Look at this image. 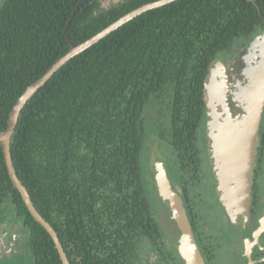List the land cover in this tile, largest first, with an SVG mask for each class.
<instances>
[{"label": "trees", "instance_id": "trees-1", "mask_svg": "<svg viewBox=\"0 0 264 264\" xmlns=\"http://www.w3.org/2000/svg\"><path fill=\"white\" fill-rule=\"evenodd\" d=\"M151 1L117 0L103 9L102 0H1L0 130L21 93L70 45ZM263 30L264 0H174L71 57L26 101L10 138L12 166L70 264H135L152 248L160 256L149 264L181 259L175 241L165 243L168 207L151 164L142 162L145 110L151 102L168 106L167 131L157 135L176 155L172 173L189 197L185 177L200 171L210 64ZM6 202L0 219L20 220L32 264H62L13 187L0 146V205Z\"/></svg>", "mask_w": 264, "mask_h": 264}, {"label": "rangeland", "instance_id": "rangeland-1", "mask_svg": "<svg viewBox=\"0 0 264 264\" xmlns=\"http://www.w3.org/2000/svg\"><path fill=\"white\" fill-rule=\"evenodd\" d=\"M115 2H117V0H102L101 7L106 9ZM262 71H264V30L258 32L252 37L250 36L248 38L246 37L237 40L229 50L219 53L217 58L210 64L204 86L205 119L203 118L201 126L204 128L203 134L208 140V155L211 163H221V158L217 150V142L215 141V133L218 135V141H220V134L223 136L225 133H230L237 148L238 145H243L245 137H247L249 133V117H247V115L249 116V106L252 103L256 84ZM246 106L249 108H246ZM155 110H157V112H154ZM167 113L168 106L165 104L160 106L154 105V103L151 102L147 106L144 114L147 122V141L142 156V162L146 165L151 164L153 154H157L164 158L169 169H173L174 165H177V157L173 153L171 147L167 144V141L157 135L161 130L167 131V121L165 119ZM204 123H206V125H204ZM212 125L214 127L216 126L215 130L217 132L214 131ZM201 133L202 132H200V134ZM200 134L199 146L200 149H202V147L205 149L206 145L203 140L204 136L203 134ZM256 145L257 140L255 138L254 150H252V157L250 159V162L252 163L251 170L250 162L248 167V174L250 172V178L248 180L249 195L251 193L252 167ZM205 160L203 159V172L205 174L203 176L204 181L200 180L199 183L190 185L189 193L194 199L193 210L199 216L200 222H203L201 224L209 227V224H211L214 217L212 213L213 208H207V205L211 200L209 199L208 192H204L206 189H198L199 186L204 188L208 186V188H206L210 191V188L212 187L210 184L209 164ZM147 169L150 171L151 165L150 169L149 167ZM146 176L150 177L147 174L145 177ZM173 177L175 182L179 183L178 178H176L174 174ZM235 177L236 179L233 182H229L226 179H223V177L216 175L215 181H217V187L218 184L220 187L216 188L219 202L225 206L231 220L237 223L238 216H236V214H244L241 203L242 191L239 187L241 186L240 182H242V184L244 182L243 180L241 181V177L237 178V175H235ZM185 178H187V176ZM221 185L225 187L224 190ZM225 196L226 199L224 198ZM7 206L8 204L6 202L2 204L1 207H5L6 209ZM1 214L2 209L0 208V215ZM6 215L7 216L4 218H8L9 221H15L14 224H21L16 215L15 218H10L8 213ZM204 225H201L200 230L202 231V234H204V238L206 237L208 240L207 230ZM212 229L214 228L212 227ZM24 243L25 242L18 243V247L12 245L9 246L7 250H1L0 264H32V259L28 254L27 247L24 246ZM168 245H170V243ZM157 251V248L156 250L152 248L149 251L148 256L145 255V257L141 259V262L138 261L135 264H143V260L159 261L158 256L160 255Z\"/></svg>", "mask_w": 264, "mask_h": 264}, {"label": "water", "instance_id": "water-1", "mask_svg": "<svg viewBox=\"0 0 264 264\" xmlns=\"http://www.w3.org/2000/svg\"><path fill=\"white\" fill-rule=\"evenodd\" d=\"M172 1L174 0H155L142 4L120 16L114 22L103 28L101 31L97 32L95 35L86 39L85 41L77 45H70L68 51L65 54L59 57L40 78L28 85L26 89L21 93L9 113L6 128L4 130H0V146L3 151L5 165L13 187H15L19 191L27 210L32 215V217L37 222H39L50 235L62 264L70 263L66 257L63 246L59 241L58 235L56 234L52 226L38 213V211L32 204L26 189L16 176L14 168L12 166L9 143L15 129L20 111L26 101L32 96V94L71 57L96 43L101 38L118 28L120 25L126 23L133 17L147 10L165 5ZM254 93L255 94L252 99V103L249 106L250 108L246 106V108H249V116L247 115V117H249V133L247 137H245L243 145H238L237 148L230 133H225L223 136L222 134H220V141H218V135L217 133H215V141L217 142L218 147L217 150L221 158V163L217 164V166L215 167L217 175L219 177H223V179H226L229 182H233L236 179L235 175H237V178L241 177V181L243 180L244 183L242 184V182H240L241 186H238L242 191L241 203L245 217L248 214V202L250 198V195L248 193V180L250 178V172L248 174V167L250 159L252 157V150H254L259 118L264 104V71L260 73ZM212 127L214 128V131H216V126L214 127L212 125ZM151 164V174L155 182L157 196L162 202L167 204L169 209V229L175 237V244L178 254L185 264H206L199 244L196 240L195 234L193 232L188 214L186 212L182 195L180 194L175 184H173L164 160L159 156H155L153 157ZM251 166L252 163L250 162V170ZM221 186L224 190L225 187L223 185ZM224 198L226 199V196ZM263 227L264 222L261 224L260 229H262Z\"/></svg>", "mask_w": 264, "mask_h": 264}, {"label": "flooded vegetation", "instance_id": "flooded-vegetation-1", "mask_svg": "<svg viewBox=\"0 0 264 264\" xmlns=\"http://www.w3.org/2000/svg\"><path fill=\"white\" fill-rule=\"evenodd\" d=\"M204 125H206V123H204ZM203 130L204 128H202L201 126L198 131V144L199 134L200 132H202L201 134H203ZM203 140L205 141L206 147L205 149L204 147L200 149L199 146V157L201 159V164L199 166L200 171L198 174V178L191 179L190 177H187L185 180V185L187 188H189L190 185H195L199 183L200 180L204 181L203 176L205 174L203 172V159H206L205 161L209 164L210 184L212 187L210 188V191L207 190L208 186L206 185L205 186L207 188L199 186L198 189H206V191L204 192H208L209 199L211 200V202L207 205V208H213L212 213L214 217L211 224H209V227L201 224L203 222H200L199 216L196 214V212H194V199L191 197L190 193L189 197H185L182 189L183 181L181 180L180 182L182 185L175 182L172 169H169L166 161L162 156L153 154L152 158L155 156H159L164 160L173 184H175L180 194L182 195L186 212L188 214L193 232L195 234L196 240L199 244L206 264H264V227L260 229L261 224L264 222V104L257 129V145L252 167V184L250 193L251 197L249 200L248 214L245 217L244 214L239 215L240 213H237V223L231 220L227 209L218 200L216 188L220 187L219 184L217 187V181H215L217 175L215 167L217 166V164L210 162L208 155V140L205 136ZM163 204L167 205L164 202ZM1 206L2 204L0 205V208H2ZM12 218H15V216L13 215ZM164 219L165 218L163 216L162 220L164 221ZM14 222L15 221H9L8 218L0 219V251L7 250L8 247L12 245L14 247H18V243H23L26 241V234L22 228V224L17 225L14 224ZM193 222H196V228L193 225ZM201 225H204V227H206L208 240L206 237V239L204 238V234H202V231L200 230ZM212 227L215 230L212 229ZM172 239L175 241L173 233L170 232V234L165 237V243L167 245L169 243L171 244ZM144 257L145 255L143 256V258ZM162 263L164 262L161 261V263L159 264ZM143 264L149 263H147L146 260H143ZM173 264L185 263L182 259L179 258V260H177L176 263L173 262Z\"/></svg>", "mask_w": 264, "mask_h": 264}]
</instances>
